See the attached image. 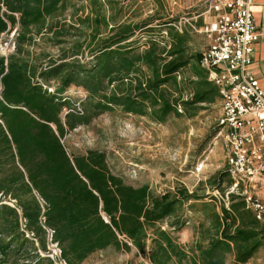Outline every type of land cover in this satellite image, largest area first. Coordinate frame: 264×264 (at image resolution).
Masks as SVG:
<instances>
[{"label":"trees","instance_id":"obj_1","mask_svg":"<svg viewBox=\"0 0 264 264\" xmlns=\"http://www.w3.org/2000/svg\"><path fill=\"white\" fill-rule=\"evenodd\" d=\"M74 1L0 0V38L17 30L16 52L0 56V264H53L28 237L34 235L46 251L48 232L66 264L133 249L148 264H228L230 257L247 264L264 247V227L238 198H231L229 209L218 208L215 198L204 202L209 215L188 248L161 224L182 230L187 221L179 210L203 197L186 189L155 196L149 186L135 187L114 175L105 153L69 152L66 136L114 106L148 116L151 101V117L162 123L170 114L181 115V106L194 117L201 105L220 99L201 66L202 54L189 53V31L169 29V50L151 42L140 53L133 39L147 24L123 21V8L114 0H87L84 16L79 14L85 7ZM69 8L71 22L65 18ZM36 38L58 48L59 57L32 52ZM87 55L92 60L82 62ZM142 66L151 70L145 81ZM188 67L196 77L193 96L173 103L161 89ZM52 83H59L54 93ZM114 84L109 98L100 96ZM72 85L89 92L81 112L63 97Z\"/></svg>","mask_w":264,"mask_h":264},{"label":"rangeland","instance_id":"obj_2","mask_svg":"<svg viewBox=\"0 0 264 264\" xmlns=\"http://www.w3.org/2000/svg\"><path fill=\"white\" fill-rule=\"evenodd\" d=\"M114 1L117 2L118 9L123 8V21L147 24L137 31L133 39V46L138 52L147 50L151 42H157L160 48L166 47L169 50V29L180 32L175 25H179L183 32L189 31L191 55L202 54L206 50L208 39L196 33L186 21L193 20L194 24L202 25L207 16L208 0ZM74 3L79 9L85 7L80 16L88 14L87 0H75ZM72 11L73 9L69 8L65 13L68 22H71ZM16 38V29L1 36L0 56L8 57L16 52ZM36 44L31 48L32 52L40 54L44 50L51 58L59 57L58 48L44 44L39 38H36ZM87 57V60L81 58L82 62L92 60L89 55ZM48 60L43 61V66L47 65ZM150 75L151 70L142 66L139 73L141 79L145 81ZM175 77L176 83L166 84L161 89L162 94L173 103L182 104L193 96L191 82L196 77L191 67L183 69ZM116 85L108 86L100 96L109 98ZM52 86L56 89L59 83H52ZM134 90L133 95L136 97L137 90L136 88ZM63 97L74 104L76 111L81 112L89 92L83 87L72 85ZM157 108H161V105ZM201 108L194 117H190L181 106V115L170 114L160 123L151 117L153 114L151 101L147 103L148 116L131 114L126 112L124 107L114 106L110 111L93 119L90 125L70 132L66 136L65 145L70 153L76 155H86L92 150L105 153L114 175L135 187L149 186L155 196L186 189L190 194L203 197L202 202H191L179 210L178 214L187 221L182 230H172L168 222L161 224L164 230L170 231L174 238L189 248L197 240L196 232L200 223L206 221L209 215L210 211L204 204L212 202L213 191L218 184L223 195L228 191L230 183L226 175L227 148L223 141L216 139L221 116L220 99L216 105H201ZM67 112L69 109H65L64 115ZM213 203L220 208L218 200L215 199ZM51 234L48 232L46 251L41 249L34 235L28 237L34 240L42 257L50 258L53 264H62L60 253L56 251V245L52 244ZM83 264H148V262L133 249L132 252L117 253L114 250L98 252ZM228 264H236L234 257H230ZM247 264H264V247Z\"/></svg>","mask_w":264,"mask_h":264},{"label":"built area","instance_id":"obj_3","mask_svg":"<svg viewBox=\"0 0 264 264\" xmlns=\"http://www.w3.org/2000/svg\"><path fill=\"white\" fill-rule=\"evenodd\" d=\"M254 4L255 0H208L214 20L193 29L209 41L201 66L219 91L216 139L227 148L229 189L225 195L214 190L213 196L227 209L231 198H238L264 225V88L252 71L255 47L264 34L256 24Z\"/></svg>","mask_w":264,"mask_h":264},{"label":"crops","instance_id":"obj_4","mask_svg":"<svg viewBox=\"0 0 264 264\" xmlns=\"http://www.w3.org/2000/svg\"><path fill=\"white\" fill-rule=\"evenodd\" d=\"M253 13H254V17H255V21H256L257 26L259 27L260 31L264 34V0H255V4L253 7ZM206 15L207 16L205 17L204 23L202 25L194 24L192 22L193 20H187L186 22H188V24L190 25V27H192V29H193V26L202 27L205 24H209L214 20L213 14L208 13V11H207ZM184 25H186V24H184ZM180 33H183V31ZM208 46H209V43H208ZM208 46H207V48H208ZM252 71H253L255 77L260 81L262 87L264 88V36L261 39V41L255 47L254 66L252 68ZM261 225L264 227L263 224H261Z\"/></svg>","mask_w":264,"mask_h":264}]
</instances>
